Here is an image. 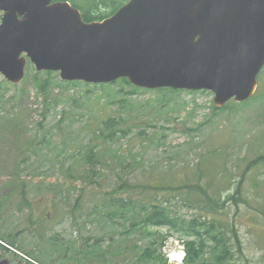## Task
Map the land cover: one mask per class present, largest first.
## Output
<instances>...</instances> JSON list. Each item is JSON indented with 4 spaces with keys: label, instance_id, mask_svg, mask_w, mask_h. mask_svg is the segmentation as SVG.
Returning <instances> with one entry per match:
<instances>
[{
    "label": "rangeland",
    "instance_id": "374dc122",
    "mask_svg": "<svg viewBox=\"0 0 264 264\" xmlns=\"http://www.w3.org/2000/svg\"><path fill=\"white\" fill-rule=\"evenodd\" d=\"M62 81L31 62L21 83L0 73V251L11 264H143V235L129 221L135 204L154 195L143 194V183L209 180L222 160L207 155L221 149L233 181L224 186L238 196L223 217L250 264H264V68L252 98L221 108L209 90ZM110 117L123 130L112 137ZM251 181L263 183L259 192ZM175 209L200 213L182 202ZM171 250L184 259V240L172 235L162 249L183 264Z\"/></svg>",
    "mask_w": 264,
    "mask_h": 264
},
{
    "label": "water",
    "instance_id": "95a60500",
    "mask_svg": "<svg viewBox=\"0 0 264 264\" xmlns=\"http://www.w3.org/2000/svg\"><path fill=\"white\" fill-rule=\"evenodd\" d=\"M0 73L28 61L65 81L209 90L217 107L254 96L264 67V0H129L85 21L68 0H0ZM0 264H11L2 258Z\"/></svg>",
    "mask_w": 264,
    "mask_h": 264
},
{
    "label": "trees",
    "instance_id": "16d2710c",
    "mask_svg": "<svg viewBox=\"0 0 264 264\" xmlns=\"http://www.w3.org/2000/svg\"><path fill=\"white\" fill-rule=\"evenodd\" d=\"M69 1L81 10L85 21H97L113 15L129 0ZM122 81L132 85L126 78H122ZM40 88L45 90L46 87L40 85ZM106 127L112 130L109 137L114 136L117 131H123L116 119L111 117L106 121ZM113 127H117L115 131ZM91 152L92 149L88 152L89 162L93 160ZM212 154L222 160V168L221 164L217 165L220 172L215 171V176H211L209 180L199 174L203 177L198 178L197 181L188 179L187 175L180 182L166 183L164 186L160 182H154L151 185L143 183V194H148L153 190L154 195L150 198L143 196L141 203L135 204L133 213L129 215L131 230L143 235V264H171L163 256L162 248L172 235H177L184 240L186 255L183 264H250L235 224L223 217L228 212V206L232 207L231 201L238 197L234 196V192L228 193L227 186H224L226 183L230 186L233 183L232 180L229 182L225 170L228 166V153L221 149L209 153L207 159H211ZM258 161L264 164V155L258 156ZM210 162L213 163V159ZM209 167V164H205V168L209 169ZM199 169L201 170V167ZM262 186L263 183L251 181L249 189L259 192ZM246 195L248 196L247 193ZM247 196L244 195L243 188L241 200L252 206L251 198ZM116 198L117 202L122 205L124 199ZM181 202L187 207L199 210L200 213H194L191 216L181 214L175 209V205ZM260 213L264 218V210ZM160 228H167L168 232L162 233Z\"/></svg>",
    "mask_w": 264,
    "mask_h": 264
},
{
    "label": "bare ground",
    "instance_id": "6f19581e",
    "mask_svg": "<svg viewBox=\"0 0 264 264\" xmlns=\"http://www.w3.org/2000/svg\"><path fill=\"white\" fill-rule=\"evenodd\" d=\"M170 258L175 260V261L180 262L183 258V254H182V252H175L174 250H171Z\"/></svg>",
    "mask_w": 264,
    "mask_h": 264
},
{
    "label": "flooded vegetation",
    "instance_id": "af4514ba",
    "mask_svg": "<svg viewBox=\"0 0 264 264\" xmlns=\"http://www.w3.org/2000/svg\"><path fill=\"white\" fill-rule=\"evenodd\" d=\"M2 258H5V257L3 256V254H2Z\"/></svg>",
    "mask_w": 264,
    "mask_h": 264
}]
</instances>
